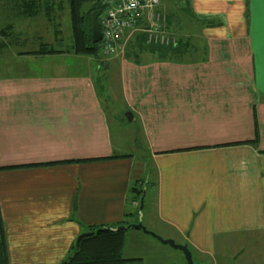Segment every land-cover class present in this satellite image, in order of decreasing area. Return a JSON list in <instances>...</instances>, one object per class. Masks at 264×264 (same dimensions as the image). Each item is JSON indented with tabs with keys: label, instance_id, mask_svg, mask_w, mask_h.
<instances>
[{
	"label": "crops",
	"instance_id": "crops-1",
	"mask_svg": "<svg viewBox=\"0 0 264 264\" xmlns=\"http://www.w3.org/2000/svg\"><path fill=\"white\" fill-rule=\"evenodd\" d=\"M165 1V9L177 3ZM182 1L202 28L179 32L178 45L135 49L149 66L121 58V95L153 163L154 192L148 184L140 211L130 193L148 172L146 157L120 149L110 122L119 107L106 113L93 78L20 71L28 49L0 75V164L20 165L0 169L10 264H59L92 226L146 212L148 227L187 243L197 264H264V0ZM108 98H120L113 87ZM256 124L258 143L243 141ZM82 157L90 159L28 165ZM162 245L128 228L123 256L144 264Z\"/></svg>",
	"mask_w": 264,
	"mask_h": 264
},
{
	"label": "rangeland",
	"instance_id": "rangeland-1",
	"mask_svg": "<svg viewBox=\"0 0 264 264\" xmlns=\"http://www.w3.org/2000/svg\"><path fill=\"white\" fill-rule=\"evenodd\" d=\"M51 1L54 7L53 18L47 17L42 2L39 5V11L37 14L25 15L20 13L18 8L12 6V3L14 2L13 0H0V27L12 23V26L8 27V35L2 38L5 45L0 50V75L10 76V69H12L11 63H14V61L18 62L15 54L18 50L28 49L31 51L39 48L40 43L49 42L50 45L60 50L57 52L42 54L29 53L28 55L21 56L19 70L26 71L29 68V72L33 73L35 76L47 79L55 77L64 78L69 75H77L78 77L83 75V78L88 77L89 80L93 78L96 82L98 92L104 100L103 106L107 110L106 113H112L110 110L115 108L116 105L119 107V109H117L118 114L113 115L117 116V119H115V117H113V119L110 117V122L112 121V135L116 142L122 146L120 149L123 148L122 150H127V148H130L134 150L138 162H143L146 157V163L149 166V169L148 167L147 169L148 171H152L153 163L148 154L149 150L145 144V137L141 129L139 117L133 116L132 120H129L125 116L128 107L125 105L124 98L121 95L122 86H119L120 72L123 68L121 58L128 59L127 62H129V65L131 64L132 68L138 70L144 66H139L140 64L147 62L146 64L148 65L150 64L151 59L146 58L144 61H140L138 58L143 55L136 54L135 49H143L151 46L178 45L181 40L179 32L202 28L199 25L202 21L197 20V18L195 19V17L189 13L188 15L186 14V12L189 11H187V8L190 6H187L182 0H176L177 3H175V6L172 5L171 7L168 5L169 1L166 0L165 4L168 6L166 9L164 8V11H166L167 16L170 11V14L175 15L176 18L174 17V19L170 20V27L168 22L165 21V26L166 30L175 37V40L163 44L147 39L144 30H135L134 32L129 33L124 45L125 47L121 50V52L124 53L118 55L120 58L117 57L109 61V57L115 56L120 50L109 53V55L100 52L99 56L74 51V33L69 0ZM171 1L173 0H170V2ZM92 3L93 1L91 0L86 1L84 9L87 10ZM60 5L62 6L60 7ZM176 31L178 33H176ZM129 51L133 52L129 53L128 56L127 52ZM107 62L111 63V68L109 70L101 65ZM134 64H136V66ZM16 69L18 70V68H15V71ZM141 71L143 70H140L139 72ZM87 73H89V75H87ZM146 73L153 75L152 71ZM4 77L6 78V76ZM5 78H3V80ZM111 87H113L114 91L117 92L120 97L117 98V100H115V98H108V93H110ZM1 98L2 96L0 95V99ZM149 174L152 175L150 171ZM149 185L151 186H148L147 194L151 191L154 192V189L152 190L151 188L152 183ZM148 202V205L150 206L152 199H148ZM133 219H135L134 222H138L139 219H141L147 227H151L148 225L149 216L147 212L145 215H135ZM131 228H134V226ZM168 245L169 246L162 245L161 247H156L157 249L154 248L151 252L148 250L145 254L144 264H187V259L183 250L175 248L170 244ZM194 261L196 264L199 262L196 257ZM255 261L253 264H257V259ZM211 264H214L213 261H211Z\"/></svg>",
	"mask_w": 264,
	"mask_h": 264
},
{
	"label": "trees",
	"instance_id": "trees-1",
	"mask_svg": "<svg viewBox=\"0 0 264 264\" xmlns=\"http://www.w3.org/2000/svg\"><path fill=\"white\" fill-rule=\"evenodd\" d=\"M12 6L18 8L20 13L25 15H35L39 11V5L42 2L45 13L48 18H53L54 7L51 0H13ZM89 0H69L70 13L72 19V27L74 33V51L80 53L100 55L101 40L95 41L92 39V15L97 13V20L99 23V15L103 8L100 0H91L93 3L86 10L84 9L85 2ZM62 5H60L61 7ZM167 19V18H166ZM12 23L0 27V50L5 45L3 37L8 35V27ZM12 29V28H11ZM10 33V32H9ZM57 49L49 44V42L40 43V47L29 52L32 53H48L57 52ZM259 129L256 124V136L251 139L243 141H252L258 143ZM96 158V157H92ZM90 157H82L76 159H63L55 161H35L28 163V165L49 164L53 162H61L68 160H87ZM20 165H1V168L16 167ZM150 171V170H149ZM142 178H136L134 185L131 188L130 200L131 202L139 201L138 210L140 211L141 199L144 198L146 186L154 183V179L149 174ZM134 211V212H137ZM129 224L127 221H122L116 224L102 223L92 226L90 231L82 232L75 241L71 244L70 252L65 259L59 264H127L129 260L134 258H127L123 256V249L127 237V229L133 227L130 225L126 228L124 225ZM0 264H10L8 260V248L5 233V222L0 205Z\"/></svg>",
	"mask_w": 264,
	"mask_h": 264
},
{
	"label": "built area",
	"instance_id": "built-area-1",
	"mask_svg": "<svg viewBox=\"0 0 264 264\" xmlns=\"http://www.w3.org/2000/svg\"><path fill=\"white\" fill-rule=\"evenodd\" d=\"M164 0H100L101 52L105 55L124 49L129 33L144 30L146 37L160 43L174 41L166 30Z\"/></svg>",
	"mask_w": 264,
	"mask_h": 264
},
{
	"label": "water",
	"instance_id": "water-1",
	"mask_svg": "<svg viewBox=\"0 0 264 264\" xmlns=\"http://www.w3.org/2000/svg\"><path fill=\"white\" fill-rule=\"evenodd\" d=\"M102 38V31L100 28V25L98 23L97 20V13H93L92 15V39L95 41H99ZM125 116L129 119L132 120L133 116H134V112L132 109H128L125 112ZM144 204V198L142 197L141 199V207ZM130 225H133L134 227H138L143 229L144 231L154 235L155 237H157L159 240H161L164 243H168L170 245H172L175 248H180L181 250H183L185 257L187 259V264H196L194 261V257H193V253L191 248L189 247V245L187 243H182V242H178L176 241L173 237H164L161 234L157 233L156 231L148 228L141 219H139L138 222H132L129 223L127 225H124L126 228H128Z\"/></svg>",
	"mask_w": 264,
	"mask_h": 264
}]
</instances>
